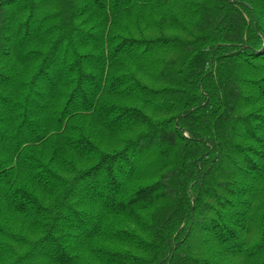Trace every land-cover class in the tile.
Listing matches in <instances>:
<instances>
[{
    "label": "trees",
    "instance_id": "obj_1",
    "mask_svg": "<svg viewBox=\"0 0 264 264\" xmlns=\"http://www.w3.org/2000/svg\"><path fill=\"white\" fill-rule=\"evenodd\" d=\"M0 264H264V0H0Z\"/></svg>",
    "mask_w": 264,
    "mask_h": 264
}]
</instances>
